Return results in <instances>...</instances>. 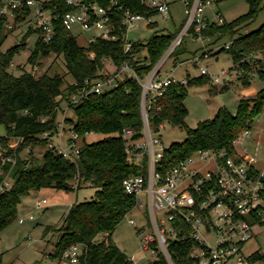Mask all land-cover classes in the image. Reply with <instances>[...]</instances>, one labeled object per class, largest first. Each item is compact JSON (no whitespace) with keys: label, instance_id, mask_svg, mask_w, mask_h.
I'll return each mask as SVG.
<instances>
[{"label":"trees","instance_id":"1","mask_svg":"<svg viewBox=\"0 0 264 264\" xmlns=\"http://www.w3.org/2000/svg\"><path fill=\"white\" fill-rule=\"evenodd\" d=\"M264 0H247L249 10L237 18L223 23L211 22L203 30V35L216 40L229 36L231 45H224L220 50L231 53L234 63L258 54L261 64L258 75L264 78V24L259 28L243 33L242 29L251 24L260 11ZM7 0H0V6ZM35 5L50 9L54 14H64L73 7L66 0H43ZM124 9L146 16L156 14L139 0H119ZM26 2L13 9L14 22L25 21L35 9ZM35 7V8H36ZM9 16L0 17V126L5 134L0 135V185L5 179L10 181L4 190L0 189V234L17 217L18 206L22 198L31 190L43 187H55L59 190H77L89 182L98 189L92 200L75 202L57 227L48 226L46 232L55 230L58 239L55 243L53 259L62 261L64 253L74 244L83 246L84 253L79 264H130L127 254L116 244L113 233L124 218L137 204V197L125 191L124 180L132 174H146L148 157L144 156L141 164H135L129 158L128 142L143 136L142 91L141 82L135 77H125L118 85L102 93H91L78 103H72L73 95L88 89L99 79L105 78L103 70L108 62L115 73L127 60L130 66L142 78L149 73L164 55L179 29L175 32L156 31L147 41H133V50L125 52L126 27L117 14L113 21L116 25V40L101 37L81 45L76 34L64 27L60 20L55 21V35L46 41L41 29L29 28L21 42L7 50H1L9 33L6 24ZM153 21L150 27H155ZM38 33L35 47L28 58L33 67L41 59L52 54L63 56L66 73L73 81L67 82L64 74L50 75L45 72L36 75L34 71L21 69L16 75L11 66L16 54L26 46L28 37ZM182 45L176 47L173 59L180 58L184 51ZM92 53L94 56H92ZM143 53V55H142ZM108 61V62H107ZM251 63L241 62L244 68L251 70ZM244 82L250 81L247 74L242 75ZM203 74L200 77H187L186 82H171L163 95L157 97L149 113L150 125L156 131L161 124L182 126L186 129V138L165 147L164 155L156 164L158 171L165 174L170 168L200 150L211 149L230 151L232 141L242 130L252 128L256 119L264 112V89L252 98H242L236 112L226 107L218 109L209 119L201 121L196 127L186 124L188 108L185 104L190 85L210 82ZM212 85L211 92L224 91ZM63 102L70 107L75 117L65 118L66 126L81 137L80 153L75 161L57 153L48 147L45 132L50 135L59 129L65 111ZM125 129H131V137H125ZM103 134L97 141L88 142L87 133ZM18 141L10 146L11 141ZM46 149L43 162L32 154L36 146ZM29 149L30 157L24 158L21 152ZM4 156H11L13 161L3 163ZM264 225V222H262ZM185 236L172 240L169 252L175 264H196L189 256L193 239L188 232ZM100 237V238H99ZM248 258L264 264V253L255 250ZM156 264H169L162 252L158 253Z\"/></svg>","mask_w":264,"mask_h":264},{"label":"built area","instance_id":"2","mask_svg":"<svg viewBox=\"0 0 264 264\" xmlns=\"http://www.w3.org/2000/svg\"><path fill=\"white\" fill-rule=\"evenodd\" d=\"M156 14L146 16L130 9H124L119 0H66L73 8L64 14H54L52 10L37 6L34 11L35 29H41L46 41L55 35V21L70 31L76 28L93 32L89 42L101 37L108 40L118 38L114 17L120 13L121 23L126 27L125 52L133 50L134 42L128 39V32L138 22L150 24L155 17H170V6L167 0H139ZM186 15L181 30L171 42L164 55L152 70L140 77L125 61L115 73L103 70L105 78L97 80L88 89L73 95L72 103L76 104L91 93H102L118 85L125 77H135L143 87L142 118L143 136L128 142L129 158L135 164H141L144 156L148 157L146 174H132L124 180L125 191L137 197L135 208L147 213L140 224L129 219L134 225L136 234L140 236L141 250L146 258L139 261L128 256L130 264H156L158 253L162 252L169 264H175L169 252L172 240L185 236L188 232L194 240L189 256L196 264H263L262 261L250 260L243 252L244 245L254 238L256 229L264 222V155L262 145L258 143L255 151L250 146L252 128L242 130L232 141L231 150L205 149L195 152L180 160L165 174L158 171L156 164L164 155L165 146L155 129L150 125L149 113L157 97L163 95L171 82L180 81L175 77V69L182 64L177 59L167 69L165 65L176 47L183 43L186 35L193 34L197 39L208 37L203 30L211 24L206 9L213 5V0H181ZM35 5V0H7L0 6V17H13V9L24 5ZM218 16L217 23H223ZM232 41L224 44L229 48ZM92 56L94 54L92 53ZM255 58L259 55L254 54ZM192 61H200L196 54ZM243 59L241 62H248ZM239 62V65H241ZM258 68V66H255ZM244 71V69H242ZM203 74H208L205 66H201ZM222 74L214 76V81L223 83L231 76L229 69H222ZM186 82V80L181 81ZM165 126L161 124L160 127ZM64 121L54 134H43L48 139V147L57 153L75 161L80 153L81 137L69 126L70 135L65 138ZM93 133H87V137ZM133 131L125 129L124 136L131 137ZM18 143L12 140L9 145ZM13 161L11 156H4L3 163ZM1 172V168H0ZM10 181L5 179L0 185L4 190ZM47 199H38L36 205L42 207ZM33 219V215L29 217ZM21 223L26 218H20ZM264 253V248H262ZM83 246L74 244L64 253L61 264H79L83 255Z\"/></svg>","mask_w":264,"mask_h":264},{"label":"rangeland","instance_id":"3","mask_svg":"<svg viewBox=\"0 0 264 264\" xmlns=\"http://www.w3.org/2000/svg\"><path fill=\"white\" fill-rule=\"evenodd\" d=\"M37 1L39 5L43 0ZM35 7L33 6V9ZM182 7L183 4L180 1L176 6L171 7L172 17H156L159 24L156 27H150L143 21L138 22L128 32V39L147 41L156 31L175 32L177 29L180 31L186 19L185 13H182ZM262 7L256 19L242 29L243 33L250 32L264 24V1L262 2ZM248 10L249 3L247 0H213V7H208L206 14H209L211 19H216V17L218 19L217 11H220L224 20L231 21L247 13ZM33 17L34 12L25 21L19 23L14 22V17H10V20L6 24L9 36L2 45L1 50L5 51L9 47L20 43L23 35L29 28L35 29V19ZM73 32L76 34L78 42L81 45H88L89 38L93 33L80 28H76ZM38 36V33H33L28 37L25 48L14 57L13 65L11 66L12 71L16 75L21 74V69L34 71L36 75L45 72H48L50 75L61 73L65 75L67 82H72V77L66 73L67 70L63 56L52 54L42 58L41 63L35 67L28 63V58L35 47ZM230 40L229 36H224L219 40H216L215 37H210L209 39L205 37L203 40H196L193 34L184 37L182 43L184 51L180 54L183 62L176 69L178 77L182 79L183 77H188V74L191 78L200 77L203 75L201 66H205L208 70L206 76L211 79L208 83L194 84L188 87L185 104L188 108L186 124L189 127H196L199 122L212 118L221 107H226L231 112H236L242 98L255 97L264 89V78L258 75V71L262 66L258 63L257 58L253 55L248 58L252 69L247 70L243 65L234 63L231 53L226 50H220ZM216 47H219V49H216V53H213ZM200 49H204L206 53L211 51L213 54L211 53L212 55L201 58V62L192 61L191 59L194 55L198 54ZM206 49L210 51H206ZM174 62L175 60L170 58L165 67L170 69ZM255 66H258V68ZM222 69H229L231 78L223 83H217L214 81V76L222 74ZM114 70L110 62L106 64L104 69L107 72H113ZM243 74L248 75L250 79L248 83L242 79ZM212 85H216L219 89L222 86L228 87L224 91L212 93ZM63 106L65 107V111L61 122L65 121V118L68 116L75 117L73 110L67 107L66 102H63ZM68 128L67 124L65 127V138H68L70 135ZM4 134L5 128L4 126H0V135ZM157 134L162 139L163 145L168 147L173 142L183 141L186 138V129L182 126L165 124V126L159 128ZM103 137V134L96 133L89 135L87 141H97ZM258 143L262 144L260 152L261 155H264V112L262 116L256 119L252 126V137L250 138L252 151H255ZM45 149V146H36L32 156L43 162ZM21 156L29 158V149L23 150ZM97 189L96 186L87 182L77 190H59L55 187H43L31 190L28 195L22 198L18 206L16 219L4 228L0 234V264H61V261L51 257V254L55 250L58 233L55 230L46 232V228L48 226H59L73 203L92 200ZM43 198L47 199V203L42 207H38L36 201ZM31 215H33V219H29ZM143 215L147 218V213L144 214L141 208H135L124 218L113 233L114 241L127 256H134L139 261H144L146 258L143 256L144 253L141 250L140 236L136 234L135 227L130 223L129 219L132 218L140 224L143 220ZM22 217L26 218L24 223L19 221ZM261 248H264V226L256 229L254 238L244 245L243 252L248 257L255 250Z\"/></svg>","mask_w":264,"mask_h":264},{"label":"crops","instance_id":"4","mask_svg":"<svg viewBox=\"0 0 264 264\" xmlns=\"http://www.w3.org/2000/svg\"><path fill=\"white\" fill-rule=\"evenodd\" d=\"M168 1V3H169V6H170V16L172 17V15H171V7L173 6H176V4L178 3V2H180L181 0H167ZM182 2V1H181ZM183 4V3H182ZM210 7H213V5L212 6H210ZM184 12V5H183V7H182V13ZM217 15L218 16H222V14L220 13V11H217ZM207 16L209 17V19L212 21V22H217V17H216V19H211V16L209 15V14H207ZM158 17V16H157ZM154 22L156 21L157 22V25L156 26H158L159 24H158V21H157V19H156V17H155V19L153 20ZM146 25H148L149 26V24H146ZM155 26V27H156ZM165 31V30H164ZM195 38V37H194ZM210 37H208V39H209ZM196 40H197V38H196ZM219 49V47H216L215 48V50L213 51V53H216V51ZM208 49H206V51H207ZM208 51H210V50H208ZM205 53V54H204ZM212 52L210 51L209 53H206L205 51H204V49H200V51L198 52V54L199 55H201V58H205V57H207V56H209V55H212L211 54ZM191 55H192V53H191ZM180 60H181V58H179ZM202 60V59H201ZM177 69V68H176ZM176 69H175V72H174V74H175V77L178 79V80H180V81H184V80H186L187 79V77H183L182 79H180V77H178V75H177V71H176ZM188 76H189V74H188ZM94 134V133H93ZM259 144H261V143H259ZM262 145V144H261Z\"/></svg>","mask_w":264,"mask_h":264}]
</instances>
